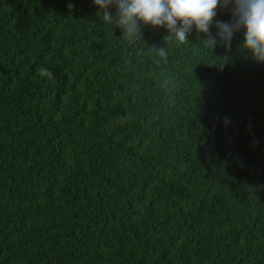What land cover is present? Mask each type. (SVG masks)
I'll use <instances>...</instances> for the list:
<instances>
[{
    "label": "trees",
    "instance_id": "trees-1",
    "mask_svg": "<svg viewBox=\"0 0 264 264\" xmlns=\"http://www.w3.org/2000/svg\"><path fill=\"white\" fill-rule=\"evenodd\" d=\"M140 27L0 0V264H264V63Z\"/></svg>",
    "mask_w": 264,
    "mask_h": 264
},
{
    "label": "clouds",
    "instance_id": "clouds-1",
    "mask_svg": "<svg viewBox=\"0 0 264 264\" xmlns=\"http://www.w3.org/2000/svg\"><path fill=\"white\" fill-rule=\"evenodd\" d=\"M93 3L101 9L103 21L115 23L129 39L140 34L142 22L165 27L177 42L184 44L195 27L198 33L207 35L205 45L215 48L217 40L210 32L214 25L219 42L230 48L234 33L243 29V46L257 62L264 63V0H93ZM220 9L231 13L229 22L215 20ZM158 55L166 61L165 49H158ZM37 72L42 78L54 79L53 72L47 68L40 67Z\"/></svg>",
    "mask_w": 264,
    "mask_h": 264
}]
</instances>
